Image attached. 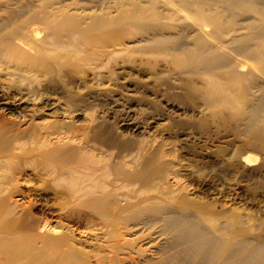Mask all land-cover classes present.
<instances>
[{
    "label": "bare ground",
    "instance_id": "obj_1",
    "mask_svg": "<svg viewBox=\"0 0 264 264\" xmlns=\"http://www.w3.org/2000/svg\"><path fill=\"white\" fill-rule=\"evenodd\" d=\"M202 108L264 152V0H0V264H264V226L184 180Z\"/></svg>",
    "mask_w": 264,
    "mask_h": 264
},
{
    "label": "rangeland",
    "instance_id": "obj_2",
    "mask_svg": "<svg viewBox=\"0 0 264 264\" xmlns=\"http://www.w3.org/2000/svg\"><path fill=\"white\" fill-rule=\"evenodd\" d=\"M128 57L130 58V56ZM131 57L134 60L133 58L125 59L127 62L131 60V63L126 64L129 67H135L136 72L134 71V73L137 77H139V73L140 77L144 79H154L161 75L175 84V93L184 94L181 86L182 79H185L186 75L174 71L162 74L167 70L163 63H160L159 70H157L159 74L151 72L145 65H141L139 69V55L134 54ZM111 67L113 64L109 65V68ZM132 99L136 98L133 97ZM137 99H139V95ZM196 101L200 100L197 99ZM136 103L138 102L136 101ZM144 109L147 116H155L158 118L156 122H159L160 108L145 106ZM202 110L201 117H204L205 125L204 127L196 126V136L199 139L185 142V149L178 153L182 163L187 166L184 171V180L188 184L193 198L206 203H214L220 208L226 204L224 207L234 208L243 215L250 213L254 224L264 226V152L249 148L248 139L237 133V126L235 121L231 119L232 112L230 110H222L218 118L212 117L210 110L204 108ZM186 120L188 127L185 128V131L188 133L193 130L190 125H193L192 123L195 121L190 118H186ZM156 122L152 123V136L156 135L166 142L173 143L172 147L179 146L177 140H180L181 136H176L174 133L177 127L167 120L164 123L161 122L162 124ZM250 154L251 156H258L259 161L248 166L242 161V157ZM191 163L195 166L189 167ZM214 167L220 170V174L212 171ZM260 167L261 172L258 170ZM259 231L264 235V231Z\"/></svg>",
    "mask_w": 264,
    "mask_h": 264
}]
</instances>
